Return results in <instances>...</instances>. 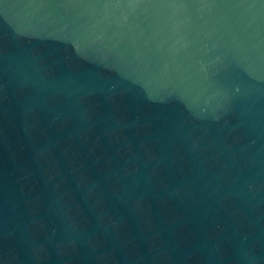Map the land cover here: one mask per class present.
<instances>
[{"label":"water","instance_id":"1","mask_svg":"<svg viewBox=\"0 0 264 264\" xmlns=\"http://www.w3.org/2000/svg\"><path fill=\"white\" fill-rule=\"evenodd\" d=\"M0 264H264V0H0Z\"/></svg>","mask_w":264,"mask_h":264}]
</instances>
